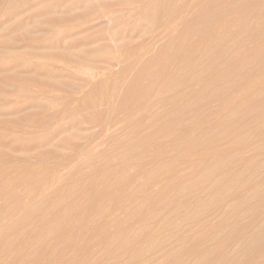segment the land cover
Segmentation results:
<instances>
[{
  "label": "rangeland",
  "instance_id": "obj_1",
  "mask_svg": "<svg viewBox=\"0 0 264 264\" xmlns=\"http://www.w3.org/2000/svg\"><path fill=\"white\" fill-rule=\"evenodd\" d=\"M84 1L0 0V264H264V0Z\"/></svg>",
  "mask_w": 264,
  "mask_h": 264
},
{
  "label": "bare ground",
  "instance_id": "obj_2",
  "mask_svg": "<svg viewBox=\"0 0 264 264\" xmlns=\"http://www.w3.org/2000/svg\"><path fill=\"white\" fill-rule=\"evenodd\" d=\"M66 1H67V0H66ZM86 1H87V0L84 1V2H85V3H84L85 5H87V4H86ZM107 1H110V0H107ZM107 1H106V2H107ZM111 1H112V0H111ZM117 1H118V0H117ZM143 1H144V0H120L118 3H114V5H108V4L106 3L107 5L103 6V7L100 9V11H101V13H102L103 15H106V17L104 16L105 18H107L108 15H110V17L112 16V18H113V16H114V17L116 16V15H114V14H116V12H114V14H112V15H111V13L108 14L110 7L113 6V7L111 8V9L113 10L114 6H116V7H118V8H119V7H121V8H125L126 6H130V5H136V4L142 5V4H140V3L143 2ZM61 2H62V1H61ZM88 2H89V1H88ZM88 2H87V3H88ZM113 2H114V1H113ZM64 3H65V2H64ZM81 3H82V2H81ZM93 3H94V2H93ZM97 3H98V2H97ZM55 4H56V3H55ZM69 4H70V3H69ZM88 4H89V3H88ZM109 4H110V3H109ZM91 5H92V4H91ZM139 5H138V6L136 5V7L139 8ZM95 6H96V4H95ZM54 7H55V6H54ZM97 7H98V6H97ZM97 7H96V8H97ZM134 7H135V6H134ZM134 7H133V6H132V7L130 6L129 8H134ZM78 8H79V7H78ZM92 8H93V7H92ZM98 8H99V7H98ZM125 9H128V8H125ZM82 10H83V9H82ZM86 10H88V9H86ZM94 10H95V9H94ZM96 10H98V9H96ZM115 10L118 11L119 9H116V8H115ZM120 10L122 11V9H120ZM120 10H119V11H120ZM130 10H131V9H130ZM83 11H84V10H83ZM119 11H118L117 13L120 14ZM132 11H133V10H132ZM80 12H81V11H80ZM85 12H86V11H85ZM122 12H123V11H122ZM122 12H121V14H122ZM69 13H70V12H69ZM97 13L100 14L99 11H98ZM123 13H125V12H123ZM132 13H134V11H133ZM102 14H101V15H102ZM107 14H108V15H107ZM119 14H118V15H119ZM121 14H120V16L125 17L123 14H122V15H121ZM125 14H126V13H125ZM84 15L87 16L86 14H84ZM84 15H83V16H84ZM89 15H90V14H89ZM89 15H88V16H89ZM135 15H137V14L135 13ZM91 16H93V15H91ZM91 16H90V17H91ZM94 16H95V15H94ZM99 16H100V15H99ZM120 16H119V17H120ZM139 16H140V15H139ZM76 17H77V16H76ZM122 17H121V20H122ZM133 17H135V16H133ZM137 17H138V16H137ZM82 18H83V17H82ZM98 18H99V17H98ZM100 18H102V17H100ZM115 18H116L117 20L119 19L118 16L115 17ZM125 18H127V17H125ZM70 19H71V18H70ZM74 19H75V18H74ZM74 19H73V20H74ZM93 19H94V18H93ZM107 19H109V18H107ZM116 19H115V20H116ZM130 19H131V18H130ZM134 19H135V18H134ZM53 20H54V19H53ZM59 20H60V19H59ZM59 20H58V21H59ZM82 20H83V19H82ZM112 20H113V22H116V21H114V18H113ZM119 20H120V19H119ZM119 20H118V21H119ZM124 20H125V22L127 21L126 19H124ZM135 20H136V19H135ZM54 21H55V20H54ZM83 21H84V20H83ZM128 21H130V20H128ZM76 22H77V20H76ZM119 22H120L119 25H118V24H117V25H118V28H119V26H120V29H119V30L117 29V30L120 31V32L123 30V31H122V34H124L123 32L126 31V30H125L126 28H124V26H125L126 24L129 25L130 22H128L129 24L126 23L125 25H123V28H124V29H121V28H122V25H120V24H122V23L124 24L125 22H123V21H122V23H121V21H119ZM57 23H58V22H57ZM78 23H79V22H78ZM84 23H85V22H84ZM89 23H90V22H89ZM89 23L87 22L86 24H89ZM116 23H118V22H116ZM49 24H50V23H49ZM97 24H98V23H97ZM53 25H54V24H53ZM73 25H74V24H73ZM90 25H91V24H90ZM107 25H108V24H107ZM137 25H138V24H137ZM137 25H135V26H133V27H132V26L130 27V25H129L130 28H134V29H132V30L130 29L129 32H128L129 35H128V34H126V35H128V36L132 35V34L134 33L133 30H136V29H137V28H135ZM65 26H66V25H65ZM48 27H49V26H48ZM82 27H83V26H82ZM88 27H89V26H88ZM125 27H126V26H125ZM129 27H128V28H129ZM54 28H55V26H54ZM60 28H62V27H60ZM80 28H81V27H80ZM108 28H109V27H108ZM140 28H142V27H140ZM71 29H72V28H71ZM73 29H74V27H73ZM88 29H89V28H88ZM75 30H77V29H75ZM104 30H105V29H104ZM106 30H107V29H106ZM109 30H110V31H111V30L114 31L115 29H113V28L111 29V26H110V28L108 29V32H109ZM140 30H141V29L138 28L137 32L139 33ZM47 31H48V30H47ZM62 31H63V30H62ZM77 31H78V30H77ZM90 31H91V30H90ZM113 31L111 32V33H112V34H111L112 36H113ZM127 31H128V29H127ZM127 31H126V33H127ZM52 32H53V31H52ZM70 32H72V31L70 30ZM87 32H88V31H87ZM106 32H107V31H106ZM106 32H105V33H106ZM115 32H116V31H115ZM120 32H118V33H120ZM132 32H133V33H132ZM145 32H146V31H145ZM72 33H73V32H72ZM77 33H78V32H77ZM82 33H83V32H82ZM109 33H110V32H109ZM116 33H117V32H116ZM118 33H117V34H118ZM135 33H136V32H135ZM138 33H137V34H138ZM49 34H50V33H49ZM55 34H56V33H53V35H55ZM62 34H64V33L62 32L61 35H62ZM102 34H103V35H102ZM117 34H115V35H117ZM142 34H143V33H142ZM53 35H52V36H53ZM67 35H68V34H67ZM104 35H105V37H104ZM106 35H107V34H104V32H103V33H100V37L103 36V37H104L103 39L106 38ZM108 35H109V34H108ZM108 35H107V36H108ZM118 35L121 37L120 34H118ZM55 36H56V35H55ZM57 36H58V35H57ZM57 36H56V37H57ZM71 36H72V34H71ZM98 36H99V33H98ZM119 36H118V37H119ZM122 36H123V35H122ZM128 36H126V38H125V35H124V38H123L122 40H120V39H118V40H120V42L124 41L125 39L131 41L132 37H128ZM137 36H138V35H137ZM45 37H46V36H45ZM50 37H51V36H50ZM74 37H75V36H74ZM91 37L94 38L95 36H91ZM96 37H97V36H96ZM96 37H95L96 40H95V39H93V40L97 41V38H96ZM42 38H43V37H42ZM58 38H59V36H58ZM84 38H86V37H84ZM112 38H114V37H112ZM115 38H116V37H115ZM130 38H131V39H130ZM155 38H156V37H155ZM62 39H63V38H62ZM67 39H68V38H67ZM87 39H89V38H87ZM87 39H84V40L82 39V40L85 42V40H87ZM99 39H100V38L98 37V41H99ZM101 39H102V38H101ZM106 39H107V38H106ZM133 39H134V38H133ZM49 40H50V39H49ZM52 40H53V39H52ZM57 40H58V39H57ZM57 40H56V41H57ZM60 40H61V39H60ZM70 40H72V39H70ZM76 40H77V39H76ZM91 40H92V38L90 39V41H88V43H89V42H93V43L95 42V41H91ZM134 40H135V39H134ZM43 41H44V40H43ZM45 41H47V40L45 39ZM54 41H55V39H54ZM56 41H55V42H56ZM108 41H109V39H108ZM112 41H113V40H112ZM112 41H110V42H112ZM130 41H129V42H130ZM72 42H73V41H72ZM120 42L117 43L118 48H116V50H118L119 47H120V48H121L122 46L124 47L123 42H122V46H119V45L121 44ZM125 42H126V41H125ZM129 42H128V43H129ZM29 43H30V42H29ZM44 43H45V42H44ZM58 43H60V42L58 41ZM64 43H66V42L64 41ZM64 43H63V44H64ZM80 43H81V42H80ZM80 43H79V44H80ZM82 43H83V42H82ZM82 43H81V44H82ZM88 43H86L87 46L89 45ZM119 43H120V44H119ZM32 44H33V43H32ZM45 44H46V43H45ZM45 44H43V45H45ZM50 44H51V43H49V45H50ZM53 44H54V43L52 42L51 45H53ZM66 44H68V43H66ZM69 44H70V43H69ZM69 44H68V45H69ZM115 44H116V43H115ZM118 44H119V45H118ZM28 45H29V44H28ZM55 45H57V44H55ZM55 45H53V46H55ZM59 45H61V44H59ZM68 45H67V46H68ZM72 45H74V44H72ZM72 45H71V46H72ZM76 45H77V44H76ZM84 45H85V44H84ZM107 45H108V44H107ZM107 45H106L107 48H109V49L112 48V49H110V51H108V49H107L105 46H103V48L106 49L105 51H107V52H111V50H113V47H108ZM125 45H126V44H125ZM45 46L50 47V46H48V45H45ZM53 46H52V48H53ZM67 46H66V48H67ZM77 46H78V45H77ZM77 46H76V47H77ZM110 46H112V44H111ZM115 46H116V45H115ZM117 46H116V47H117ZM32 47H33V46H32ZM68 47H69V46H68ZM72 47H73V46H72ZM127 47H128V46H127ZM58 48H59V47H58ZM74 48H75V47H74ZM89 48H90V47H89ZM101 48H102V46L99 47L100 50H101ZM46 49H47V48H46ZM68 49H69V48H68ZM94 49H95V48H94ZM94 49L91 50L92 52H91L90 50L88 51V52L92 53L91 56H95V55H94L95 53H100V56L102 55V51L100 52L99 49H98V47H97V49H95V50H94ZM104 49H102V50H103V53L105 52ZM63 50H64V49H63ZM69 50H70V49H69ZM86 50H87V49H86ZM93 50H94L95 53H93ZM96 50H98V51H96ZM126 50H127V49H126ZM83 51H84V50H83ZM66 52H67V51H66ZM88 52H87V54H88ZM107 52H105V53H107ZM56 53H57V52H56ZM63 53H64V52H63ZM69 53H70V52H69ZM113 53H114V52L112 51L111 54H110V56H111V55H116V54H113ZM32 54H33V53H32ZM34 54H35V53H34ZM34 54H33V55H34ZM65 54H66V53H65ZM81 54H82V53H81ZM83 54H84V53H83ZM124 54H125V53H124ZM47 55H48V54H47ZM49 55H50V54H49ZM52 55H53V54H52ZM58 55H59V54H58ZM71 55H72V53H71ZM78 55H79V54H78ZM107 55H109V54H107ZM136 55H137V54H136ZM38 56H39V55H38ZM38 56H37V57H38ZM43 56H44V55H43ZM67 56H68V55L66 54V57H67ZM73 56L77 58V56H75V54H74ZM84 56H85V55H84ZM84 56H83V58H84ZM88 56L91 57L90 55H88ZM88 56L86 57V59H88ZM103 56H104V54H103ZM110 56H108V57H109V60L107 59L108 61L105 59V58H107V57H106V54H105V56H104V57H105L104 59L102 58V56H101V57H99V56H95L96 58L93 57V60H90V59H92V58H90V59L87 60V61H89V62L93 61L94 63L96 62L95 66L97 65V61H98V62L100 61V63H98V65L96 66V68L100 69L101 66L104 65V64H105V66L109 65L108 62L110 61V58L113 57V56H111V57H110ZM118 56H119V55H118ZM34 57H35V56H34ZM70 57H72V56H69V58H70ZM80 57H82V56H80ZM40 58H41V57H40ZM40 58H39V59H40ZM48 58H49V57H48ZM54 58H55V57H54ZM83 58H82V59H83ZM130 58H132V57H130ZM41 59H42V58H41ZM50 59H51V58H50ZM66 59H67V58H66ZM74 59H75V58H74ZM74 59L71 60V61L74 62ZM78 59H80V58L78 57ZM86 59H85V60H86ZM111 59H112V58H111ZM114 59H115V58L113 57V61H117V60H114ZM48 60H49V59H48ZM56 60H57V58H56ZM56 60H55V61H56ZM75 60H76V59H75ZM96 60H97V61H96ZM105 60H106L107 62H105ZM60 61H61V60H60ZM71 61H70V62H71ZM102 61H103L104 63H103ZM58 62H59V61H58ZM68 62H69V60H68ZM68 62H67V63H68ZM72 62H71V63H72ZM89 62H88V63H89ZM21 63H22V62H21ZM48 63H49V62H48ZM71 63H70V64H71ZM80 63H82V62H80ZM80 63H78V64H80ZM88 63H87V64H88ZM94 63H93V64H94ZM106 63H107V64H106ZM110 63H112V62H110ZM22 64H23V63H22ZM24 64H25V63H24ZM72 64H74V63H72ZM75 64H77V63L75 62ZM113 64H114V62H113ZM113 64H112V65H113ZM18 65H19V64H18ZM25 65H26V64H25ZM49 65H50V63H49ZM91 65H92V64H91ZM16 66H17V65H16ZM60 66H61V64H60ZM72 66H73V65H72ZM84 66H85V65H84ZM88 66H89V65H88ZM95 66H94V67H95ZM98 66H100V67H98ZM105 66H102V67H103V68H106ZM109 66H111V64H110ZM22 67H24V66L22 65ZM64 67H66V66H64ZM86 67H87V66H86ZM107 67H108V66H107ZM18 68H19V67H18ZM20 68H21V66H20ZM54 68H55V67H54ZM57 68H58V67H57ZM70 68H71V67H70ZM72 68H73V67H72ZM88 68H90V66H89ZM92 68H93V66H92ZM96 68H95V69H96ZM28 69H29V68H27V70H28ZM35 69H37V68H35ZM58 69H59V68H58ZM62 69H63V68H62ZM73 69H74V68H73ZM75 69H77V68H75ZM81 69H82V68H81ZM31 70H32V69H31ZM33 70H34V69H33ZM51 70H52V69H51ZM53 70H54V69H53ZM60 70H61V69H60ZM64 70H65V69H64ZM64 70H61V72L64 71ZM66 70H67V69H66ZM70 70H71V69H70ZM90 70H91V69H90ZM92 70H94V69H92ZM100 70H103V69H100ZM100 70H99V73H100V72L103 73V71H100ZM55 71H56V70H55ZM57 71H59V70H57ZM78 71H79V70H78ZM84 71H85V70H84ZM88 71H89V70H88ZM88 71H86V73H87ZM96 71H97V70H96ZM104 71H105V69H104ZM108 71H109V70H108ZM144 71H145V70H144ZM33 72H35V71H33ZM61 72H60V73H61ZM89 72H92V71H89ZM52 73H53V72H52ZM54 73H55V72H54ZM62 73H64V72H62ZM62 73H61V75H62ZM73 73H75V72H73ZM83 73H84V72H83ZM83 73H82V75H83ZM96 73H98V71H97ZM99 73H98V74H99ZM102 73H101V74H102ZM12 74H13V73H12ZM18 74H19V73H18ZM18 74H17V75H18ZM65 74H66V73H65ZM76 74H78V73L76 72ZM92 74H94V73H92ZM92 74H89V73H88V74H87V77H86V75H85V73H84V76L86 77V79L89 78L90 81H91L92 77L94 78V75H93L92 77L90 76V75H92ZM98 74H97V75H98ZM101 74H99V75H101ZM104 74H105V73H104ZM32 75H33V74H32ZM63 75H64V74H63ZM79 75H80V73H79ZM79 75H78V76H79ZM88 75H89L90 77H88ZM95 75H96V74H95ZM97 75H96V77H97ZM15 76H16V75H15ZM59 76H60V74H59ZM67 76H68V75H67ZM75 76H76V75H75ZM11 77H12V76H11ZM29 77H31V75H30ZM46 77H47V76H46ZM71 77H72V76H71ZM73 77H74V75H73ZM81 77H82V76H81ZM81 77H80V78H81ZM12 78H13V77H12ZM12 78H11V79H12ZM16 78H17V80H15V82L18 83L17 81H19L20 83H22V86H23V85L25 84L24 82H26V80L28 79V76H27V79H22V80H21V79L18 80V79H19L18 76H17ZM20 78H22V77H20ZM44 78H45V77H44ZM44 78H43V80H44ZM34 79H35V78H34ZM70 79H71V78H70ZM77 79H79V78H77ZM86 79L84 78V80L82 81V83H83ZM89 79H88V81H89ZM29 80H30V79H29ZM41 81H42V80H41ZM71 81H72V80H71ZM75 81H76V80H75ZM75 81H74V82H75ZM12 82H13V81H12ZM30 82H31V81H30ZM42 82H43V81H42ZM67 82H68V81H67ZM50 83H51V82H50ZM79 83H81V82L79 81ZM82 83H81V84H82ZM86 83H87V82H86ZM88 83H89V82H88ZM2 84H3V83H2ZM27 84H28V83H27ZM30 84H31V83H30ZM41 84H42V83H39L38 85L41 86ZM48 84H49V83H48ZM60 84H61V83H60ZM71 84H72V83H71ZM71 84H70V85H71ZM81 84H79V85H81ZM45 85H47V84L45 83ZM50 85H51V84H50ZM84 85H86V84H84ZM84 85L82 84V87H83ZM135 85H136V84H135ZM1 86H2V85H1ZM8 86H9V85H8ZM20 86H21V85H20ZM28 86H29V85H28ZM33 86H34V85H33ZM35 86H37V85H35ZM40 86H39V87H40ZM42 86H43V84H42ZM42 86H41V87H42ZM56 86H57V85H56ZM56 86H55V87H56ZM66 86H67V85H66ZM10 87L12 88V86H10ZM18 87H19V86H18ZM63 87H64V85H63ZM68 87H69V84H68ZM70 87H71V86H70ZM80 87H81V86H79V87L77 86V88H75V89H78V88H79L78 90H81ZM43 88L46 89L47 86H46V87L43 86ZM43 88H41V89H43ZM48 88H49V87H48ZM57 88H58V87H57ZM107 88H108V87H107ZM130 88H131V87H130ZM135 88H136V87H135ZM19 89H20V88H19ZM41 89H39V90H41ZM44 89H43V90H44ZM69 89H71V88H69ZM1 90H2V88L0 89V91H1ZM5 90H6V89H5ZM9 90H10V89H9ZM12 90H13V89H12ZM15 90H16V89H15ZM24 90H25V89H24ZM26 90H27V89H26ZM39 90H37V92H39ZM53 90H55V88H53ZM60 90H62V89L60 88ZM78 90H77V91H78ZM3 91H4V90H3ZM28 91H29V90H28ZM45 91H46V90H45ZM63 91H64V90H63ZM112 91H113V90H112ZM19 92L21 93V89H20ZM26 92H27V91H26ZM41 92L43 93V91H40V93H41ZM47 92H48V91H47ZM47 92H46V93H47ZM56 92H57V91H56ZM67 92H68V91H67ZM22 93H23V92H22ZM33 93H34V92L30 93V94H32L31 96H34V95H35V94L33 95ZM40 93H38V94L40 95ZM46 93H43L45 97H47L51 92H50L48 95H45ZM57 93H58V92H57ZM59 93H60V92H59ZM59 93H58V95H59ZM69 93H70V92H69ZM74 93H75V92H74ZM83 93H84V92H83ZM28 94H29V93H28ZM28 94H27V95H28ZM54 94H56V93H54ZM54 94H53V95H54ZM60 95H62V97H64L63 99H66V97L64 96V94H60ZM67 95H68V94H67ZM23 96H24V94H23ZM49 96H50V95H49ZM75 96H76V95H75ZM83 96H84V95H83ZM17 97H18V96H17ZM45 97H43V98H44L47 102L50 101L49 99L47 100ZM62 97H60V99H61ZM73 97H74V96H73ZM41 98H42V97H41ZM48 98H50V97H48ZM67 98H69V97H67ZM44 99H43V100H44ZM50 99H53V97L50 98ZM54 99H56V97H54ZM63 99H61V100H63ZM71 99H72V98H71ZM76 99H77V98H76ZM43 100H42V101H43ZM61 100H60L58 103H60ZM42 101H40L41 103H39V105H40L41 107L43 106L42 108L45 109V106H44L43 103H45L46 106L49 105V104H48L46 101H45V102H42ZM52 101H53V100H52ZM66 101L69 102L70 100H67V99H66V100L62 101L60 104H62L63 102H66ZM72 101H73V100H72ZM53 102H54V101H53ZM53 102H52V103H53ZM68 102H67V103H68ZM55 103H56V102H55ZM69 103H70V102H69ZM71 103H72V102H71ZM76 103H77V102H76ZM63 104H64V103H63ZM73 104H75V103H73ZM54 105H56V104H54ZM64 105H66V103H65ZM49 106H50V105H49ZM52 106H53V104H52ZM68 106H69V104H68ZM47 107H48V106H47ZM54 107H55V106H54ZM54 107L52 108V111H53V112H54V110H53ZM56 107H58V104H57ZM65 107H66V106H65ZM10 108H12V107H10ZM10 108L8 107V108H5V109H3V110H0V114H1V116H2V114H5V113L9 112V110H11ZM49 108H50V107H49ZM59 108H60V107H59ZM46 109H48V108H46ZM64 109H65V108H64ZM67 109H68V108H67ZM39 110H40V109H39ZM62 110H63V109H62ZM69 110H70V109H69ZM72 110H73V109H72ZM44 111H45V110H44ZM50 111H51V108H50ZM46 112H48V111H46ZM53 112H51V114H53ZM17 113H18V112H17ZM56 113H57V110H56ZM59 113H60V112H59ZM59 113H57L58 116H59ZM61 113H62V112H61ZM36 114H37V113H36ZM43 114H44V113H43ZM46 114H47V113H46ZM57 114H54V115H57ZM62 114H63V113H62ZM65 114H66V112H65ZM21 115H22V114H20L19 116H21ZM40 115H41V114H40ZM49 115H50V114H49ZM72 115H74V114L72 113ZM1 116H0V117H1ZM16 116H17V115H16ZM51 116H52V115H51ZM51 116H50V117H51ZM62 116H63V115H62ZM70 116H71V115H70ZM75 116H77V115H75ZM75 116H74V117H75ZM25 117H26V116H25ZM35 117H38V116H35ZM72 117H73V116H72ZM20 118H21V117H19V119H20ZM38 118H39V117H38ZM48 118H49V117H48ZM53 118H56V117L53 116ZM59 118H60V117H59ZM70 118H71V117H70ZM7 119H8V118H7ZM19 119H18V120H19ZM22 119H23V118H22ZM22 119H20V120H22ZM26 119H28V117H27ZM18 120H17V121H18ZM20 120H19V121H20ZM72 120H73V119H72ZM0 121H1V119H0ZM15 121H16V120H15ZM15 121H14V120H10V124L12 123V124H14V125L17 126V123H21L23 120H22L21 122H19V121H18V122H17V121L15 122ZM24 121H25V119H24ZM27 121H28V120H26L25 123H26ZM39 121H40V120H39ZM42 121H43V120H42ZM44 121H46V120L44 119ZM74 121H75V120H74ZM78 121H80V120H78ZM2 122H3V121H1V123H2ZM4 122H5V121H4ZM7 122H9V120H8ZM7 122H5L4 124H6ZM13 122H14V123H13ZM69 122H71V121H69ZM23 123H24V122H23ZM28 123H29V122H28ZM38 123H39V122H38ZM38 123H35V124H37V126H38L41 122H40L39 124H38ZM45 123H46V122H45ZM50 123H51V122H50ZM12 124H11V125H12ZM26 124H27V123H26ZM47 124H48V123H47ZM71 124H72V122H71ZM19 125L22 126V124H19ZM19 125H18V126H19ZM78 125H79V124H78ZM8 126H9V124H8ZM37 126H35V127H37ZM45 126H46V125H45ZM45 126H44V127H45ZM35 127H33V131H35V130H34ZM68 127H70V126L68 125ZM71 127H74V125L71 126ZM31 128H32V126H31ZM38 128L40 129V125L38 126ZM59 128H60V127H59ZM64 128L66 129L67 127H64ZM64 128H63V129L60 128V130H61V129L64 130ZM25 129H26V128H25ZM28 129H29V127H28ZM52 129H54V128H52ZM56 129H58V128H56V126H55V130H53L55 133H56ZM68 129H69V128H68ZM73 129H74V128H73ZM37 130H38V129H37ZM58 130H59V129H58ZM70 130H71V129H70ZM51 131H52V130H51ZM53 131H52V132H53ZM64 131L66 132L67 130H64ZM35 132H37V131H35ZM52 132H51V133H52ZM58 132H59V131H58ZM59 133L62 134V133H64V132H63V131H62V132L60 131ZM56 134L58 135V133H56ZM61 134H60V135H61ZM48 135H49V134H48ZM52 135H55V134H52ZM50 137H53V136L50 135ZM47 138H48V137H47ZM61 138H62V137H61ZM9 139H10L11 142H15V141H19V142H20V144H18L17 149H16L17 151L20 150L19 152L26 150V148H28V147H30V148L32 147V148H35V150H37V147H38V146L40 147V145L42 146L43 144H46V143L48 144V142L53 141L52 138H48V140H47L48 142H47L46 140L39 138V136H38V137H36V136H32V137H30V139H28V140H24V139H23V141H26V142H24V143H23L22 141H20L21 139H20V140H15V139H12V138H9ZM51 139H52V140H51ZM55 139H57V141H55ZM59 139H60L59 136H56V137L54 138V142H57V143H56L57 145L59 144V143H58V140H59ZM65 139H66V138H65ZM65 139H64V140H65ZM64 140H63V138H62L60 141H64ZM60 141H59V142H60ZM70 141H72V139H70ZM64 142H66V140H65ZM64 142H63V143H64ZM68 143H69V142H68ZM50 144H53V143L50 142ZM50 144H49V145H50ZM56 144H53V146L56 147V146H55ZM60 144L62 145L61 142H60ZM66 145H67V144H66ZM43 146H44V145H43ZM43 146H42V147H43ZM39 147H38V149H39ZM42 147H41V148H42ZM61 147H62V146H61ZM64 147H65V146H64ZM56 148H57V149L60 148V145H59L58 147H56ZM30 150H31V149H30ZM27 151H29V150H27ZM24 167H25V166H24ZM0 170H2V169H0ZM23 170H24V171H23V174H24V173L26 174V172H28V171L31 170V167H25V168H23ZM1 172H2V171H1ZM1 172H0V175L4 172V170H3L2 173H1ZM8 174H9V173H8ZM18 176H19V175H18ZM45 177H46V176H45ZM20 178H21V179H22V178H24V179L27 178L25 181L28 180L29 183L31 184L30 186H32L33 188H34V186H37V183H38V181L40 180L39 177H38V179H35L36 181H34V177H20ZM4 179H5V177H4L3 179H1V181L3 182ZM6 179H7V178H6ZM6 179H5V180H6ZM5 180H4V181H5ZM23 181H24V180H23ZM6 182H7V181H6ZM34 183H35V184H34ZM4 185H5V184H1V185H0V192H1V190H3L4 188H6V186L8 185V182H7V185H6V186H4ZM2 186H4V188H3ZM1 187H2V189H1ZM12 188H13V187H12ZM13 189H14V188H13ZM10 190H11V189H10ZM3 191H4V190H3ZM3 191H2V193H4V192L6 191V189H5L4 192H3ZM9 192L11 193L12 191H9ZM2 193H0V195H1ZM5 193H6V192H5ZM5 193H4V196L6 195ZM13 193H15V192H12V194H13ZM101 193H102V192H101ZM107 193H108V192H107ZM110 193H111V192H109V194H110ZM112 194H114V193H112ZM9 195H10V194H9ZM9 195H7V196H9ZM14 195H15V194H14ZM30 195H31V194H30ZM103 195H104V194H103ZM1 196H3V195H1ZM1 196H0V197H1ZM106 196L111 198V196H109V195H106ZM106 196H103V197L107 198ZM112 196H113V195H112ZM117 196H118V195H117ZM5 197H6V196H5ZM13 197H15V196H13ZM13 197H12V198H13ZM114 198H115V197H112V198H111V201H112V199H114ZM118 198H119V197H118ZM9 199H11V195H10V198H9ZM108 199H109V198H108ZM4 200H5V202H7L8 204H10V206H13V207H14V206L16 207L17 205L20 204V203L18 204L19 201H11V200H8V199H7V200L4 199ZM4 200H3V201H4ZM116 200H117V199H116ZM109 201H110V199H109ZM111 201H110V202H111ZM118 201H119V199H118ZM118 201H117V202H118ZM114 202H115V201H114ZM115 205H116V204H115ZM13 207H12V209H15V207H14V208H13ZM10 209H11V207H10ZM30 211H32V209H30ZM33 211H34V209H33ZM54 211H55L54 213L57 212L55 209H54ZM59 211H60V210H59ZM2 213H3V212H2ZM54 213H53V214H54ZM60 214H61V213H60ZM60 214H59V215H60ZM2 215H3V214H2ZM54 215H55V214H54ZM59 215H57V216H59ZM45 218H46V217H45ZM45 218H44V219H45ZM42 219H43V217H42ZM56 232H57V231H56ZM56 232H55V233H56ZM56 235H57V234H56ZM56 235H55V236H56ZM57 237H58V236H57Z\"/></svg>",
  "mask_w": 264,
  "mask_h": 264
}]
</instances>
